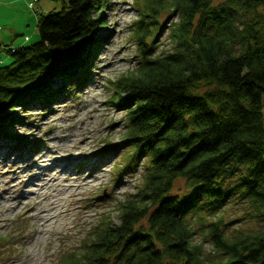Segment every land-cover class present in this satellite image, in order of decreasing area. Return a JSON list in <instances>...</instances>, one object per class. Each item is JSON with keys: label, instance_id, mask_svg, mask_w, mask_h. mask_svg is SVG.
Masks as SVG:
<instances>
[{"label": "trees", "instance_id": "16d2710c", "mask_svg": "<svg viewBox=\"0 0 264 264\" xmlns=\"http://www.w3.org/2000/svg\"><path fill=\"white\" fill-rule=\"evenodd\" d=\"M215 1L136 0L141 59L112 88L124 104V142L134 154L126 165L144 158L146 172L137 193L120 202V223L104 217L90 226L82 251L65 264H264V230L231 239L214 220L237 193L264 220V0ZM100 2L68 0L62 11L40 16L39 41L9 51L12 63L0 68V142L34 146L11 131L4 110L60 94L48 78L68 83L73 54L95 53ZM152 27L159 36L168 30L172 48L163 55L146 42ZM81 65L76 87L91 70L89 60ZM202 84L211 88L200 92ZM178 180L186 182L184 196L173 194ZM193 222L206 228L219 260L194 242ZM16 234L0 238V258L15 249Z\"/></svg>", "mask_w": 264, "mask_h": 264}, {"label": "rangeland", "instance_id": "374dc122", "mask_svg": "<svg viewBox=\"0 0 264 264\" xmlns=\"http://www.w3.org/2000/svg\"><path fill=\"white\" fill-rule=\"evenodd\" d=\"M20 1L0 0V68L12 63L9 51L39 41L36 27L41 15L62 11L68 2ZM224 1L216 0L215 4ZM99 4L95 14L99 29L93 36L95 53L86 50L73 54L68 83L63 84L57 74L48 78L52 90L62 92L45 104L32 99L27 106L4 110L5 121H12L11 131L28 136L35 144L15 149L8 142H0V238L18 232L13 240L17 241L15 249L0 258V264H65V257L82 251L90 226L96 227L104 217L120 223V202L136 194L142 184L146 160L132 157L126 165L134 154L124 142V104L112 88L113 82L138 67L141 52L134 30L140 15L136 0H101ZM170 15L163 12L159 23ZM153 28L146 42L153 55L160 56L171 50L172 42L168 30L159 36ZM87 60L90 73L76 87L77 69ZM209 88L208 84L198 86L200 92ZM85 136L88 141L83 144ZM43 157L52 160L48 165L60 168L39 170ZM29 166L41 175L33 180L35 194L23 199L30 195L31 187L13 183L11 172L23 171L27 178ZM186 193V182L178 180L173 194ZM237 194L214 219L222 220L231 239L264 230L257 206ZM193 225L198 232L194 242H204L207 259L219 260L221 256L209 243L206 228L196 222Z\"/></svg>", "mask_w": 264, "mask_h": 264}, {"label": "bare ground", "instance_id": "6f19581e", "mask_svg": "<svg viewBox=\"0 0 264 264\" xmlns=\"http://www.w3.org/2000/svg\"><path fill=\"white\" fill-rule=\"evenodd\" d=\"M84 124V123H83ZM82 141L84 142L83 144H86L87 143V141H88V138L85 136V137H82ZM45 157H43V159H44ZM50 161H52V160H49V159H44V160H42V165H41V169H39V170H43V171H57L59 168H60V166H57V167H52L51 165H48V163L50 162ZM55 162V160L53 161V163ZM27 169V168H26ZM25 169V170H26ZM33 168H32V166H29L28 167V171H26V172H29L28 173V175H27V178H24L22 175H24V173L25 172H16V170H14L13 169V171L11 172L12 174V178H11V180H12V182L13 183H16V182H18V184L19 185H22V184H27V185H30L29 187H31L30 188V191H29V193H30V195L29 196H26V197H22L23 199H29V198H31V196H33V192H34V194H35V191L33 190V187H32V185H33V180H35L37 177H40V175H41V173H36V171H33L32 170ZM15 186H17L18 187V185H15ZM45 213V211H43L42 213H41V215H43ZM30 215V214H29ZM44 217V216H43ZM47 222L46 223H49L50 221H51V218H49V219H47L46 220Z\"/></svg>", "mask_w": 264, "mask_h": 264}, {"label": "crops", "instance_id": "0c3cea01", "mask_svg": "<svg viewBox=\"0 0 264 264\" xmlns=\"http://www.w3.org/2000/svg\"><path fill=\"white\" fill-rule=\"evenodd\" d=\"M21 1H22V0H21ZM21 1H20V2H21Z\"/></svg>", "mask_w": 264, "mask_h": 264}]
</instances>
